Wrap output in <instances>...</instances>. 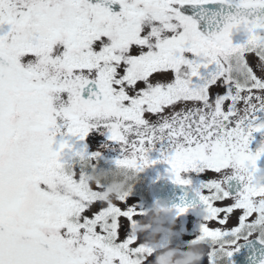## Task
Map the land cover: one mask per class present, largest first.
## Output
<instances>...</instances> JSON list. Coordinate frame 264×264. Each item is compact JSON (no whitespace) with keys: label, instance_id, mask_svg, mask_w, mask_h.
Here are the masks:
<instances>
[{"label":"snow or ice","instance_id":"obj_1","mask_svg":"<svg viewBox=\"0 0 264 264\" xmlns=\"http://www.w3.org/2000/svg\"><path fill=\"white\" fill-rule=\"evenodd\" d=\"M260 112L264 0H0V264H152L130 190H82L75 166L100 153L74 140L93 131L115 165L142 171L159 145L175 184L208 177L195 190L207 264L243 244L264 264L261 190L235 174L259 169Z\"/></svg>","mask_w":264,"mask_h":264},{"label":"clouds","instance_id":"obj_2","mask_svg":"<svg viewBox=\"0 0 264 264\" xmlns=\"http://www.w3.org/2000/svg\"><path fill=\"white\" fill-rule=\"evenodd\" d=\"M79 163L85 166L90 165L91 161L82 157ZM49 167L54 174L59 176H63L71 170L69 165L56 161H52ZM139 172L134 168L118 165L108 170H97L95 166H92L91 172L81 178L80 185L82 190H88L91 184L103 182L105 185L103 197L106 200H111L125 191L131 190V182L136 180ZM235 174L242 175L246 183L261 190L262 198L259 202L264 204V170L257 169L255 173H249L244 168ZM175 216L176 210L168 201L158 200L145 209L142 219L137 223V233L154 250L152 264H202L206 250L204 240H195L183 248L170 246V241L177 235L174 231ZM162 240L165 241V244L159 246Z\"/></svg>","mask_w":264,"mask_h":264},{"label":"flooded vegetation","instance_id":"obj_3","mask_svg":"<svg viewBox=\"0 0 264 264\" xmlns=\"http://www.w3.org/2000/svg\"><path fill=\"white\" fill-rule=\"evenodd\" d=\"M263 113L264 112H261L259 115L256 114L258 117L256 121L257 123H264ZM253 134L255 136L264 135V129H262L260 132H254ZM98 135L101 138L102 145L107 142L106 135H102L100 132L98 133ZM85 145L88 153L99 152L100 155L97 157V159L91 161L90 166H85L83 169H81V166L77 163L75 166L77 172H80L81 170L86 173L91 172L92 166H95L97 170H108L115 167V160H109L100 151L92 150V146L94 145L92 136L89 135L87 137V140L85 141L74 140V146L77 149ZM100 147H98L99 150ZM158 148L159 145H157L156 149L148 153V155H152V159L157 162L153 165L150 164L151 166L145 167L138 173L136 180L134 182H131L132 187L130 190V195L127 197V202L132 207L142 208L144 210L147 209L155 202L153 198L154 190H156L158 195H166L167 181L175 184L169 172V165L163 162L160 152L157 150ZM156 153L157 157H155ZM262 169L264 170V168ZM184 177L189 179L191 183L189 185L180 186L187 188L193 195H195L199 199V197L196 195L195 190L200 186L202 182H205L208 177L203 173L198 174L194 172L185 173ZM236 181L237 183L240 182L237 179ZM227 191L229 190L227 189ZM197 203H199L197 207H189L187 213L179 216L176 214L174 231L177 233V235L170 241V246H178L180 248H183L188 243L195 241L200 236V227L203 222L204 216V206L200 202V200H197ZM213 226L215 225L213 224ZM164 244L165 241L162 240L159 246H163ZM250 254V246L248 244L241 245L240 250L238 252H234L233 256L230 258L231 264H252V261L249 259ZM202 264H207L206 257L203 258Z\"/></svg>","mask_w":264,"mask_h":264},{"label":"water","instance_id":"obj_4","mask_svg":"<svg viewBox=\"0 0 264 264\" xmlns=\"http://www.w3.org/2000/svg\"><path fill=\"white\" fill-rule=\"evenodd\" d=\"M84 98L87 99L89 97V93L87 91L83 94ZM159 188V187H158ZM227 189L230 193H235L241 189V185L237 183L235 179H230L227 182ZM167 193L166 195H158L156 190L153 192L154 201L158 200H166L169 204L176 210L175 206H185L191 205V207H197L199 200L195 195H193L187 188L176 186L171 183H167L166 187Z\"/></svg>","mask_w":264,"mask_h":264},{"label":"rangeland","instance_id":"obj_5","mask_svg":"<svg viewBox=\"0 0 264 264\" xmlns=\"http://www.w3.org/2000/svg\"><path fill=\"white\" fill-rule=\"evenodd\" d=\"M260 113H257V114L259 115ZM263 115H264V113H263ZM98 133L99 132H97V131H93V132H90V134H89L90 136H92L93 143H94V145L92 146V150L93 151H100L109 160H116L117 158H119V150L114 149L113 146L110 145L109 147L104 148V150L102 147H100L102 145V143H101V138L99 137ZM86 140H87V138H86ZM105 143H108V141ZM261 146H264V135L255 136L254 134H252V138H251L250 143H249L250 151L255 153ZM98 147H100V150L98 149ZM105 150H106V155H105ZM155 155H156L155 157H157V153ZM148 157L150 160H153L152 155H148ZM149 166H151V165H149ZM257 167L259 169L263 170L262 168H264V156H261L260 159L257 161Z\"/></svg>","mask_w":264,"mask_h":264}]
</instances>
